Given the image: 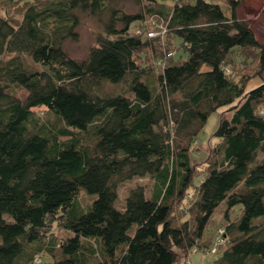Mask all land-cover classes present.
<instances>
[{"label": "trees", "instance_id": "1", "mask_svg": "<svg viewBox=\"0 0 264 264\" xmlns=\"http://www.w3.org/2000/svg\"><path fill=\"white\" fill-rule=\"evenodd\" d=\"M131 1L0 0L22 8L0 14V264H185L217 238L221 204L208 264H264V43L238 16L246 0ZM80 13L103 23L81 59L63 46ZM251 50L247 89L233 60ZM225 107L199 174L192 145ZM82 190L96 195L86 211Z\"/></svg>", "mask_w": 264, "mask_h": 264}, {"label": "rangeland", "instance_id": "2", "mask_svg": "<svg viewBox=\"0 0 264 264\" xmlns=\"http://www.w3.org/2000/svg\"><path fill=\"white\" fill-rule=\"evenodd\" d=\"M213 2H218L221 4L225 11H228L227 4L225 0H208ZM126 9L129 11H136L137 6L131 0H125ZM21 8V7H20ZM20 8L16 5H10L5 3L2 8H0V14L13 18L15 21L19 20L21 17ZM22 9V8H21ZM238 16L242 18H246L252 28L254 29L257 37L264 43V0H246L243 5L238 8ZM79 24L76 28V32L78 33L77 38H66L63 41V46L65 50L75 58H84L87 56L88 51L92 45L96 42V37L98 33L101 31L103 23L97 17H91L87 14L80 13L79 14ZM149 22L145 23L148 26ZM144 25V27H145ZM144 27H140V24L133 23L132 31L134 33H141ZM161 30L163 34L165 32L166 27L161 25ZM166 33V32H165ZM165 35V34H164ZM8 57V55H4V57ZM26 62L30 67L39 68V65L33 62L30 58H26ZM257 56L251 50L250 52L246 53V56L240 59L233 60V69L234 75L237 80L245 79L247 81V89L257 85L260 82V78L255 76L256 73V66H257ZM245 77V78H244ZM111 87V86H110ZM17 95L20 97H24L26 92L24 89L20 88L17 91ZM221 113H224L225 116H230L231 111L228 110V107L220 108L217 111L213 112L210 117L208 118L207 123L204 126L203 131L200 133L197 140L192 145L191 148V155H192V163L196 167L197 173H202V171L206 167L207 159L212 151V147L217 143L218 138L214 136V132L218 127L219 120ZM39 116H45L43 113H39ZM208 156V157H207ZM195 181L197 182L198 179L195 176ZM143 184L146 186L150 185V181L147 177L145 178H135L133 181L126 182L120 186L119 195H120V204H122L123 198L125 196L126 191L128 188L133 186L134 184ZM79 199L83 201L84 210L88 209V203H92L93 199L96 195H91L87 193L85 190H82L79 195ZM196 197V190L195 187L191 188L190 196L184 202V204H180L176 206L175 211V218L182 217L188 211L192 201ZM87 206V207H86ZM90 206V205H89ZM224 208V204L220 205V208L217 209L213 215V219L210 222V225L207 229L208 233L215 232V241H211L208 246H200L199 253L194 256V259L190 257L187 258L191 262V264H208L210 259H212L214 254H217V241H220L221 237L219 238L216 233L223 232V228L227 224L225 221L222 209ZM238 211V210H237ZM235 213H231V220H234ZM49 234L56 239V241H60L63 237L66 236L67 232L63 230V228L54 223L50 226ZM224 236V235H223ZM43 259L46 261L51 260L48 255H42Z\"/></svg>", "mask_w": 264, "mask_h": 264}, {"label": "built area", "instance_id": "3", "mask_svg": "<svg viewBox=\"0 0 264 264\" xmlns=\"http://www.w3.org/2000/svg\"><path fill=\"white\" fill-rule=\"evenodd\" d=\"M159 33H163V31L162 30H160V32ZM158 32H155V31H149L148 32V36H155V35H157V34H159ZM220 238V237H219ZM220 241H223V238L221 237V239H220ZM189 258V257H188ZM192 259V258H191ZM185 264H191V262L189 261V259H186L185 260Z\"/></svg>", "mask_w": 264, "mask_h": 264}]
</instances>
